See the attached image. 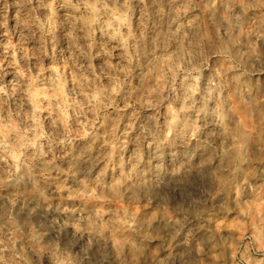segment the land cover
<instances>
[{"label":"clouds","instance_id":"obj_1","mask_svg":"<svg viewBox=\"0 0 264 264\" xmlns=\"http://www.w3.org/2000/svg\"><path fill=\"white\" fill-rule=\"evenodd\" d=\"M0 264H264V0H0Z\"/></svg>","mask_w":264,"mask_h":264}]
</instances>
